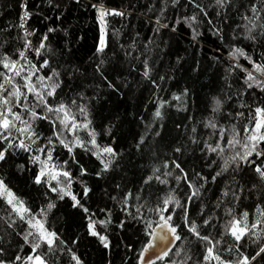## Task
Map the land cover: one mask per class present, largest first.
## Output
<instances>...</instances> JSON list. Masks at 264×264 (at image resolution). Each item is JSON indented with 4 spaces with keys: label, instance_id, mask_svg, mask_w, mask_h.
Wrapping results in <instances>:
<instances>
[{
    "label": "snow or ice",
    "instance_id": "6c2138e0",
    "mask_svg": "<svg viewBox=\"0 0 264 264\" xmlns=\"http://www.w3.org/2000/svg\"><path fill=\"white\" fill-rule=\"evenodd\" d=\"M74 2L80 4L81 0ZM47 3L49 7H61V0H56L55 3L54 0H47ZM180 4L181 0H170L172 8ZM168 5L169 0H161L154 21L155 36H160L162 29H169V24L164 22ZM187 5L194 8L195 13L178 18L175 23H183L191 29L193 43H199L202 35L200 27L205 22L223 43L222 30L214 26L208 8L198 0H187ZM88 6L94 11L98 27L94 45V56L97 58L93 61L94 72L107 88L118 92L119 89L105 75L104 69V56L109 47V18L126 20L129 13L116 7H108L102 0L98 3L90 0ZM211 7L215 9L217 18L223 16L225 23L228 13L234 11L243 23L237 26L241 32L233 35L232 40L242 39L260 49L259 55L253 56L235 43L226 45L227 64L222 80L227 89L233 88L232 78H235L239 86L234 93L225 92L223 98L213 96L210 112L197 122L202 125L204 134L201 135L198 128L193 126L188 137L191 144L202 154V158L207 160L215 157L208 165L217 166L210 178L212 183L229 173L231 175L223 183L216 198L213 206L215 215H205V205L200 204L198 215L203 217L200 223L190 219L189 207L202 197L209 178L195 172V178L200 181L197 186L176 160L171 163L178 174L172 171L161 172L157 167L152 170L153 175L143 180V184L149 185L155 180L158 184L167 186L169 177L177 184L183 180L189 190L183 202L174 194V190L157 197L155 203L150 197L137 193L134 199L142 202L134 206L133 212L129 210L133 207L130 204L133 194L131 191L126 192L119 201L121 211L128 220L142 224L144 235L150 237L137 255V264H264V0H247L246 4H238L237 0H214ZM20 8L22 15L15 26L22 32V46L13 52L6 50L0 53V205L5 207L6 214L0 216V221L23 240L29 252L21 255V248L20 252L5 259L6 249L0 247V264H58L54 258L57 252L64 249H67L70 264H83L73 248L48 225L49 216L57 207L56 201L67 199L73 209L82 211L88 218L87 234L95 238L105 250L110 248V239L106 233L112 220L110 214L103 220L92 218L89 209L72 190L73 183L78 178L70 170L69 161H59L55 153L57 148L63 149L71 157L73 164H79L76 150L90 153L98 162L99 170L95 175L101 179L113 170L119 156L113 147L116 138L112 132L118 125L113 124L106 130L112 143L102 145L98 142L90 107L91 101L98 97H87L74 86L76 77L83 76L84 73L71 62L72 48L51 46L48 34L59 31L55 27H47V32L37 37V42L34 43L31 37L37 35L36 30L26 27L32 13L26 3H21ZM56 19L59 20L60 16ZM170 31L175 33L177 29L173 26ZM68 35V31L64 30V36ZM113 36L118 40L120 31H113ZM68 43L74 44L75 41ZM149 45L154 47L150 48ZM120 47L126 57L142 63V78L153 88L159 89V84L151 75L152 68L149 64L150 53L159 47L155 38H149L142 45V51L135 38L127 47L123 44ZM133 53L136 55L133 56ZM212 59L221 62L215 56ZM241 60L246 63H241ZM176 63L180 64V58ZM164 79V76L159 77L160 81ZM256 93L260 94L259 98H256ZM188 96L187 88L180 95H172V99L179 102L177 111L186 110L184 98ZM229 102L236 104L235 111L227 108ZM164 103L161 102L155 108L153 121L164 119L161 111ZM45 124L49 129L47 133L42 131V125ZM151 127V124L146 125L148 129ZM154 135L160 136L161 133L155 131ZM144 143L142 136L137 143V149ZM173 151L180 153L182 150L176 147ZM20 153L26 154L28 162L36 169L29 179L36 186L38 194L39 189H44L40 206L32 207L14 190L11 181L3 172L12 158ZM163 168L169 169V163L165 162ZM17 170L24 172L26 169L24 165H18ZM78 173L80 177L89 174L84 166L78 167ZM78 182L81 184L83 198H90L91 189L82 180ZM252 197H255V202L250 209L237 210L244 200ZM111 199L116 200V197ZM178 211L182 224L175 220ZM153 216L157 219H153ZM125 224L126 221L121 220L116 227L122 229ZM208 228H219V232L213 235L212 232L202 231ZM181 229L186 231L185 235L181 234ZM225 237L230 241L227 246ZM192 240L198 243L200 250L195 259L192 249L188 247ZM181 241L184 243H177ZM77 243L76 240L72 241L73 245ZM222 252L230 254L232 258L225 259Z\"/></svg>",
    "mask_w": 264,
    "mask_h": 264
},
{
    "label": "trees",
    "instance_id": "16d2710c",
    "mask_svg": "<svg viewBox=\"0 0 264 264\" xmlns=\"http://www.w3.org/2000/svg\"><path fill=\"white\" fill-rule=\"evenodd\" d=\"M89 2L90 0H81L80 4H76L74 0H61V7L57 9L49 7L47 0H0V53L6 50L13 52L22 46V32L15 26L22 15L21 3H26L28 10L32 13L26 27L36 30L37 35L31 37L34 43L37 42V37L47 32V27H55L59 31L48 34L51 46L57 48L60 44L59 48L66 46L72 48L71 62L79 66L84 73L83 76L76 77L74 86H77L78 91H83L87 97L94 95L98 97L92 100L90 105L94 127L98 133V142L102 145L112 143V138L106 134V130L113 124L118 125L112 129V132L116 138L113 147L119 156L113 170L98 179L95 175V172L99 170L98 162L90 153L76 150L79 164H73L71 157L63 149L57 148L55 155L59 161H69L70 170L74 177L78 178L74 181L72 190L89 209L92 218L103 220L110 214L112 224L109 225L106 233L110 239V248L103 249L95 238L87 234L88 218L82 211L73 209L70 206L71 202L67 199L56 201L57 207L50 214L48 225L58 232L69 247L73 248L81 257L83 264H137V255L150 237L144 235L142 224L128 220L121 211L119 201L126 192L131 191L133 199L130 200V204L133 207L129 210L134 212V206L142 202L134 199L137 193L150 197L155 203L157 197H162L169 190H174V194L183 202L189 192L183 180L177 184L169 177L167 186L160 185L155 180L149 185L143 184V180L153 175L152 170L157 167L161 169V172L172 171L178 174L171 163L172 160H176L187 171L188 178L197 186L200 181L195 178V172H200L209 178L202 197L196 199L189 207L190 219H195L197 223L202 221L203 217L198 215L201 203L205 205V215L216 214L213 212V206L223 183L230 178L231 174L218 178L216 183H212L210 178L217 166L208 167V165L215 157L207 160L202 158V154L196 146L191 144L188 137L191 135L190 130L193 126L198 128L201 135L204 134L202 125L197 122L210 112L213 96L223 98L225 92L234 93L239 86L235 78H232L233 88L227 89L222 80L227 64L226 45L235 43L253 56H258L260 49L242 39L232 40L233 35L241 32L237 26L243 21L234 11L228 13L226 23L223 16L217 18L215 9L211 7L214 0H198V2L208 8L214 26L222 30L224 42H221L212 27L205 22L200 27L202 35L199 37L198 44L192 41L191 29L183 23H175L176 19L195 13L196 10L187 5V0H181V4L176 8L171 7L169 0L164 13L166 17L164 22L169 24V29H162L160 36H155L153 28L161 0H102L108 7H116L129 13L126 20L118 17L109 18V47L104 56L106 61L104 69L105 75L119 89L118 92H112L94 72L93 61L97 59L94 56V45L98 36V27L95 23L94 11L88 6ZM91 2L98 3L101 0H91ZM237 3L246 4L247 0H237ZM57 16H60L59 20L56 19ZM200 19L203 18L200 17ZM173 26L177 29L175 33L170 31ZM64 30L69 33L67 37L64 36ZM115 30L120 31L118 40L113 36ZM133 38L136 39L141 51L142 45L147 43L149 38H155L159 44V47L154 48V51L150 53L149 60L152 68L151 75L159 84V89L153 88L142 78V63L126 57L121 49V44L127 47L133 42ZM73 40L74 44L68 43ZM149 47L154 46L149 45ZM135 55L136 53H133V56ZM213 56L221 62L213 60ZM178 58H180V64L176 63ZM241 63L246 62L241 60ZM160 76H164L165 79L160 81ZM185 88L189 89V96L184 98L186 110L177 111L179 102L174 101L172 95H180ZM65 91L68 90L65 89ZM259 97L260 94L256 93V98ZM161 102H165L161 109L164 119L153 121L155 108ZM227 108L235 111L236 104L229 102ZM186 117L190 119H185ZM148 124L152 125L151 129L146 128ZM48 130L46 124L42 125L43 132L47 133ZM155 131H160L161 135L155 136ZM142 136L145 143L138 150L136 146ZM176 147H180L182 151L175 153L173 149ZM165 162L169 163V169L163 168ZM18 165H24L26 170L19 172ZM80 166L87 168L89 172L87 176H79L78 167ZM35 171L36 169L28 162L27 155L24 153L13 157L3 169L5 177L11 181L14 190L32 207L41 205L44 191L41 188L38 194L36 186L29 179ZM79 180L91 189L90 198H83ZM142 188L143 191H141ZM113 196L116 200L111 199ZM254 202L255 197L244 200L237 210L250 209ZM5 215V207L0 205V216ZM220 215L222 216L223 213L221 212ZM152 218L157 219L155 216ZM121 220L126 221L122 229L116 227ZM175 220L182 224L179 211ZM19 230L18 228L17 231ZM202 231L217 235L219 228L202 229ZM181 234L185 235L186 231L181 229ZM73 240L78 243L73 245ZM225 241L227 246V243H230L229 238L225 237ZM182 243L184 242L181 241L179 244ZM0 247L6 249L5 259L20 252L21 248H23L21 255L29 252L23 240L12 233V230L7 229L3 221H0ZM188 247L192 249L195 259L200 254L198 243L192 240ZM222 255L225 259L232 258L226 252H222ZM54 260L58 261V264H70L67 249L57 252Z\"/></svg>",
    "mask_w": 264,
    "mask_h": 264
},
{
    "label": "water",
    "instance_id": "95a60500",
    "mask_svg": "<svg viewBox=\"0 0 264 264\" xmlns=\"http://www.w3.org/2000/svg\"><path fill=\"white\" fill-rule=\"evenodd\" d=\"M178 244L180 243V242H177Z\"/></svg>",
    "mask_w": 264,
    "mask_h": 264
},
{
    "label": "bare ground",
    "instance_id": "6f19581e",
    "mask_svg": "<svg viewBox=\"0 0 264 264\" xmlns=\"http://www.w3.org/2000/svg\"><path fill=\"white\" fill-rule=\"evenodd\" d=\"M60 45V44H59Z\"/></svg>",
    "mask_w": 264,
    "mask_h": 264
}]
</instances>
